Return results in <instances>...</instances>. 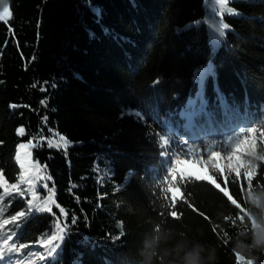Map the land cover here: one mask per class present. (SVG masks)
Here are the masks:
<instances>
[{
    "label": "trees",
    "instance_id": "16d2710c",
    "mask_svg": "<svg viewBox=\"0 0 264 264\" xmlns=\"http://www.w3.org/2000/svg\"><path fill=\"white\" fill-rule=\"evenodd\" d=\"M8 2L13 19L0 22V171L9 184L18 183L17 146L41 134L54 139L51 133L57 132L72 142L66 151L46 143L33 149L34 160L47 165L52 177L47 183L55 185L57 203L69 211V235L55 264H142L141 250L147 251L145 243L152 245L156 235L161 237L158 253L181 245L183 256L200 245L201 256L213 264H241L235 254L251 264L233 249L237 241L251 244L256 227L252 213L258 209L248 201L264 191V160L257 159L264 154L260 132L255 134L256 156H249L256 165L251 184L243 170L238 178L212 172L241 204L231 205L210 182H180L179 176L180 192L174 198L175 187L167 184L171 177L164 171L170 165L162 163L157 136L150 135L159 133L160 126L151 119L146 126L121 112L142 103L186 138L181 112L189 100L199 113L193 121L199 131L224 126L223 97L240 117L255 121L249 126L264 129V0H230L238 15L223 17L230 29L225 40H217V49L210 44L205 0ZM201 20L206 22L193 25ZM210 61L215 72L204 78L201 89L196 73ZM201 91L203 112L197 99ZM19 127L25 135L18 134ZM106 167L112 169L110 178L104 177ZM129 171L134 174L125 181ZM71 185L77 187L70 191ZM46 193L38 186V195ZM27 198L7 197L4 218L24 210ZM171 211L181 218H172ZM53 213L29 217L18 242L35 245L45 232L54 231L55 219L63 217L55 207ZM157 225L159 233L154 232ZM81 234L94 244L85 246ZM248 255L264 264V251L253 249ZM173 258L175 253L166 257Z\"/></svg>",
    "mask_w": 264,
    "mask_h": 264
},
{
    "label": "snow or ice",
    "instance_id": "6c2138e0",
    "mask_svg": "<svg viewBox=\"0 0 264 264\" xmlns=\"http://www.w3.org/2000/svg\"><path fill=\"white\" fill-rule=\"evenodd\" d=\"M230 0H205L206 19L209 21V36L210 44L213 49L219 47L217 40L226 39V31L230 29V25L224 22L223 17L225 14L238 15V13L229 7ZM92 11L99 14V9L93 8ZM13 19V11L8 0H0V22L9 24ZM206 21H194L193 25H199ZM193 25H187L186 28ZM215 66L210 61L205 68H201L196 73V79L203 87L204 78L207 75H214ZM160 81H154V85ZM48 84V82H45ZM50 87L55 88V82H52ZM46 90V89H42ZM197 99L201 101L199 112H203L206 106V102L202 99V91L197 93ZM221 100L224 104L226 122L223 127H201L199 131L194 130L196 125L193 123L194 117L199 113L194 109L195 101L189 100L188 106L181 116L187 121L184 125L185 137L181 138L176 128L172 126L167 119L161 117L154 109H145L142 103L138 104L136 108H127L122 110L121 117L124 115L134 116L137 121L144 122L147 125V119H151L153 124L160 126L159 133H150V135H156L158 139V147L161 149L160 155L162 163L170 165V167L164 169L168 177L167 184L170 187H175L173 197L175 198L180 192L179 186H177V176L179 181L196 180L207 181L214 185L231 205L232 201H236L237 204H241L237 199L233 198L229 194V191L221 187L217 180L214 178L212 172L232 174L238 178L243 170V175L246 177L247 185L253 182V176L256 173V165L248 160L241 159V156L247 153L248 156H256L257 140L256 133L260 132V139L264 140V129H257L249 125L255 123L254 120L249 117H240L237 109L229 108L226 101ZM44 102L42 101V104ZM15 107V105H12ZM264 115V114H262ZM209 122H211V113H208ZM44 121H47L45 116ZM150 127V126H149ZM19 135H25L24 127L17 129ZM51 135L56 137L45 138L42 134L39 139H30L27 143H20L17 146L15 160L19 163V167L22 170L19 176L18 183L9 184L5 178L3 171H0V264H55V258L62 250V244L66 237L69 235L68 217L69 211H66L61 207L55 199V185L49 188L48 181L52 180L51 175L47 174V165H41V163L33 158V149L41 147L44 143L49 148H55L57 150H67L71 146L72 142L68 140L64 135H60L57 132H52ZM204 136L221 137V139H204ZM191 141V142H189ZM2 143V142H0ZM203 146V147H202ZM220 149L221 151H216ZM226 154L227 163H224ZM207 155V159H203V156ZM184 157H188L192 163L199 164L204 167L205 171H194L190 168H182L181 165L187 163ZM259 160H264V154L257 157ZM211 169V172L208 171ZM112 171L110 167H106L104 177L110 178L109 173ZM134 173L129 171L125 176V181L130 178ZM38 186L40 190L47 189L45 196L38 195ZM76 185L70 186L72 188ZM167 191V189H166ZM15 194L17 198L26 199V207L24 210L17 211L15 214L10 215L9 218H4V214L7 208L2 203L7 197H12ZM231 197V200L229 199ZM183 199V196H180ZM235 206V205H233ZM59 209V212L63 219L57 217L54 221V231L45 232L44 238H41L35 242V245L27 242H18L20 240L19 229L24 222L27 221L35 213H53V208ZM242 207V205H241ZM238 212L240 209H237ZM169 215L179 220L181 214L177 211H171ZM201 216L204 213H200ZM227 221V220H226ZM77 218L73 214L71 216V224L75 225ZM12 225L14 228H7ZM123 235V233H121ZM82 242L85 246L89 243H93L91 238L81 234ZM117 236L114 239H119ZM39 246L41 251L39 254L32 251V248ZM235 258L241 264H246L242 257ZM78 264V262H74Z\"/></svg>",
    "mask_w": 264,
    "mask_h": 264
},
{
    "label": "clouds",
    "instance_id": "9594fccd",
    "mask_svg": "<svg viewBox=\"0 0 264 264\" xmlns=\"http://www.w3.org/2000/svg\"><path fill=\"white\" fill-rule=\"evenodd\" d=\"M248 203L252 208L258 209V212H253V219L256 220V227L251 229V244H246L243 241H237L233 251L239 252L241 255L246 256L251 260V264H255L256 258L248 255L253 249L264 251V191L254 193L253 197L249 198ZM160 229L157 225L154 229L155 233H159ZM161 239L159 235L154 236L153 244L145 243V249L141 250L144 256L142 264H213L212 259L201 256L202 246L197 245L193 250L184 252L183 256H179L182 250L181 245H177L175 250L163 249L158 253L157 246ZM166 239V237H165ZM175 258L167 260L166 257L173 255Z\"/></svg>",
    "mask_w": 264,
    "mask_h": 264
},
{
    "label": "rangeland",
    "instance_id": "374dc122",
    "mask_svg": "<svg viewBox=\"0 0 264 264\" xmlns=\"http://www.w3.org/2000/svg\"><path fill=\"white\" fill-rule=\"evenodd\" d=\"M194 123V122H193ZM55 139V138H54ZM204 139H221V137H207V136H204ZM216 151H221L220 149H216ZM222 155H224L225 156V160H224V163H227V159H226V154L225 153H221ZM203 159H207V155H204L203 156ZM241 159H244V160H248V161H250L251 163H252V160H251V158H249V156L247 155V153H245V154H243L242 156H241ZM186 161H188L187 163H185V164H182L181 165V167L182 168H190V169H192V170H194V171H200V172H203V167L201 166V165H199V164H194V163H192L191 162V160L189 159V160H186ZM18 163V162H17ZM19 164V163H18ZM20 175H18V177H19ZM18 182H19V178H18ZM175 191V189H173V192Z\"/></svg>",
    "mask_w": 264,
    "mask_h": 264
}]
</instances>
